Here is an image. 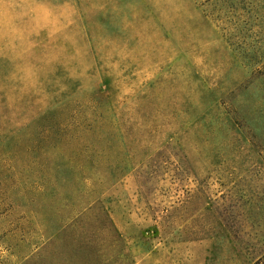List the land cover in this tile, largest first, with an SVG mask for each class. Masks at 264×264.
<instances>
[{
    "label": "rangeland",
    "instance_id": "rangeland-1",
    "mask_svg": "<svg viewBox=\"0 0 264 264\" xmlns=\"http://www.w3.org/2000/svg\"><path fill=\"white\" fill-rule=\"evenodd\" d=\"M263 248L264 0H0V264Z\"/></svg>",
    "mask_w": 264,
    "mask_h": 264
},
{
    "label": "trees",
    "instance_id": "trees-1",
    "mask_svg": "<svg viewBox=\"0 0 264 264\" xmlns=\"http://www.w3.org/2000/svg\"><path fill=\"white\" fill-rule=\"evenodd\" d=\"M84 127L86 128V125L83 124H76V126L74 127L75 129H84ZM244 253H246L248 255H253L252 249L249 251V249L247 247L244 248V250L242 251ZM251 264H264V248L263 250H261L260 254L257 255L256 259L254 262H251Z\"/></svg>",
    "mask_w": 264,
    "mask_h": 264
}]
</instances>
